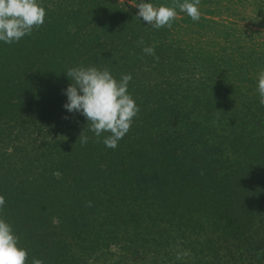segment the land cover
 Instances as JSON below:
<instances>
[{
	"label": "trees",
	"instance_id": "obj_1",
	"mask_svg": "<svg viewBox=\"0 0 264 264\" xmlns=\"http://www.w3.org/2000/svg\"><path fill=\"white\" fill-rule=\"evenodd\" d=\"M124 1L39 0L45 23L0 41V217L28 264H264V133L248 131L264 114L249 105L240 120V88L223 92L248 49L236 24L211 18L223 0H201L198 22L155 29L137 18L141 0ZM80 66L132 75L140 111L115 149L64 108L66 72Z\"/></svg>",
	"mask_w": 264,
	"mask_h": 264
},
{
	"label": "clouds",
	"instance_id": "obj_2",
	"mask_svg": "<svg viewBox=\"0 0 264 264\" xmlns=\"http://www.w3.org/2000/svg\"><path fill=\"white\" fill-rule=\"evenodd\" d=\"M200 4L201 0H173L171 6L157 7L141 0L136 6L139 10L137 18H142L155 29L165 26L171 29L172 22L178 17L177 9L198 22L201 18ZM46 15V9L39 0H0V41L6 44L19 42L35 28L42 26ZM138 44H144L143 38ZM155 47V44L143 47V53L155 56ZM66 74L72 82L63 92L68 101L64 108L69 113H80L87 119L89 130L97 137L96 142H100L102 133H110L103 139V143L106 147L115 149L129 132L133 119L140 111L128 91L132 75L125 74L117 80L107 67L95 66L70 68ZM258 92L260 104L264 105V70L258 75ZM78 142H88L84 132ZM5 203V197L0 195V213L3 212ZM28 255V251L20 246L13 227L0 217V264H28ZM189 255L187 251L178 252L176 259ZM32 264H44V261L34 259Z\"/></svg>",
	"mask_w": 264,
	"mask_h": 264
},
{
	"label": "rangeland",
	"instance_id": "obj_3",
	"mask_svg": "<svg viewBox=\"0 0 264 264\" xmlns=\"http://www.w3.org/2000/svg\"><path fill=\"white\" fill-rule=\"evenodd\" d=\"M119 1L122 3L125 2L124 0ZM238 1L239 0H234V2L230 0H223L221 6L222 8L218 6L219 11H223L221 12V16H211V18L215 19L216 21L222 20L229 26L232 23V27L235 23L237 26L236 28L238 29V34L235 36V38H232H234L235 43L237 42V47H248L247 50L237 49L235 52L238 55L231 57V59L235 62L227 64V67L224 69L223 77L225 81L223 82V92L226 94V96H228L230 92L237 91V87L240 88L239 90L241 91L236 92L234 95L242 108V110L239 111V113H242L240 114L239 119H242L243 121V112L248 113L250 110L247 108V106L251 105L253 107L252 111L257 113V119L255 121H259L262 119L261 115L264 114V105L260 104V96L258 92V75L260 71L264 70V0H245L240 4H238ZM187 16L188 15L186 13L178 11L177 21L184 23V21L187 20ZM229 33L232 34V31ZM177 36L180 38L191 37L189 32L185 29L178 33ZM253 45L256 49L249 50V48ZM228 51H230L229 48ZM252 51L254 53H252ZM240 53L243 55H240ZM241 123L242 122H239V124L236 123L237 127L235 129L237 132L240 131L239 127H242ZM261 127L262 129H260V132H257L258 129L255 126L252 128L251 125L248 131H252L254 134L258 133L257 135H260L264 133L263 122L261 123ZM238 135H242L241 132L238 133ZM242 144L246 145V147L248 145H255L251 143L249 144V142L246 144L243 142ZM111 250L112 252L117 253L115 247H112ZM190 256L192 259H194L197 254L191 253Z\"/></svg>",
	"mask_w": 264,
	"mask_h": 264
}]
</instances>
